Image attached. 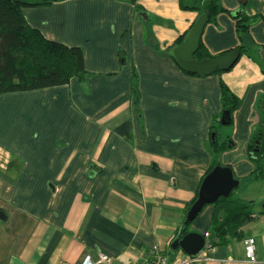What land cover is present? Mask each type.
<instances>
[{
  "label": "crops",
  "instance_id": "1",
  "mask_svg": "<svg viewBox=\"0 0 264 264\" xmlns=\"http://www.w3.org/2000/svg\"><path fill=\"white\" fill-rule=\"evenodd\" d=\"M137 2L147 21L130 0L21 9L43 38L79 47L86 73L0 94V264H81L99 253L110 264H136L152 246L172 255L170 243L213 163L238 180L232 198L264 204V193L252 194L264 189V177L250 178L246 151L264 98V0H220L223 11L205 24L202 48L210 57L247 48L228 70L206 76L182 70L169 54L198 14L178 0ZM238 10L258 17L242 42L231 15ZM220 81L239 105L216 128V143L231 145L214 155L209 131L222 112ZM213 210L205 205L186 233H208L210 241ZM252 214L237 235L202 247L196 264H264V208ZM247 237L254 262L244 254Z\"/></svg>",
  "mask_w": 264,
  "mask_h": 264
},
{
  "label": "trees",
  "instance_id": "2",
  "mask_svg": "<svg viewBox=\"0 0 264 264\" xmlns=\"http://www.w3.org/2000/svg\"><path fill=\"white\" fill-rule=\"evenodd\" d=\"M130 1L134 11L144 21H147L148 14L137 0ZM49 3L50 0H0V94L62 85L72 77L81 80L86 73L83 67L82 51L79 47H67L43 38L37 30L26 23L22 16L21 9L23 7ZM178 6L181 10L194 11L197 14L204 12L207 23H214L216 15L223 11L220 0H178ZM231 15L235 20V29L240 41L248 39V28L258 17L246 16L240 10L232 12ZM183 36L177 38L176 44L181 42ZM246 48V44L242 43L238 46V51L243 53ZM193 57L195 59L210 57L202 48L200 41ZM131 87L136 103L138 94L134 75H132ZM220 101L222 105L221 114L228 112L230 118L232 111L239 105V98L222 81H220ZM256 107L260 114V121L251 132L246 145L247 157L253 164L251 179L264 177V98L257 102ZM221 114L214 118L210 125L209 142L214 155L231 145L229 141L225 145L216 143V128L220 123ZM216 165L213 163L206 174ZM197 193L198 190L188 208L195 201ZM251 203L250 201L232 198V193L225 198L219 197L214 202L210 222L213 233V237L210 239L212 245L225 241L226 236L230 234L237 235V230L244 223L255 218L250 210ZM187 225L182 226L181 223L172 241L186 234Z\"/></svg>",
  "mask_w": 264,
  "mask_h": 264
},
{
  "label": "water",
  "instance_id": "3",
  "mask_svg": "<svg viewBox=\"0 0 264 264\" xmlns=\"http://www.w3.org/2000/svg\"><path fill=\"white\" fill-rule=\"evenodd\" d=\"M207 17L204 12L199 13L181 42L170 49V55L176 64L184 71L197 76H206L218 71L228 70L238 59L239 51L231 50L215 57L195 59L193 54L199 46L200 37ZM230 123L228 112H223L220 117V124ZM238 186V180L233 178L230 168L216 165L203 178L195 201L188 208L182 226L191 222L201 209L207 204H213L219 197H227ZM0 217L2 212L0 211ZM204 244V237L195 232L186 233L174 239L170 248L173 252L180 249L186 255L197 254Z\"/></svg>",
  "mask_w": 264,
  "mask_h": 264
},
{
  "label": "built area",
  "instance_id": "4",
  "mask_svg": "<svg viewBox=\"0 0 264 264\" xmlns=\"http://www.w3.org/2000/svg\"><path fill=\"white\" fill-rule=\"evenodd\" d=\"M208 235V233L204 234V238L206 239L203 245L204 250H212L214 248L211 242L207 239ZM242 245L246 259L250 262H254L255 255L253 238L247 237L242 239ZM197 254L185 255L181 251H176L172 255H166L156 246H152L146 251V257L136 264H196L198 260ZM111 261L112 259L109 256L102 253H99L96 259H93L89 254H85L81 264H110Z\"/></svg>",
  "mask_w": 264,
  "mask_h": 264
},
{
  "label": "rangeland",
  "instance_id": "5",
  "mask_svg": "<svg viewBox=\"0 0 264 264\" xmlns=\"http://www.w3.org/2000/svg\"><path fill=\"white\" fill-rule=\"evenodd\" d=\"M257 193H264L263 186H259L257 189L252 191V194L256 195ZM263 205L264 204H262V206H261V203L259 202V200H256L254 207L253 208L251 207L250 210L252 211L255 209H263L264 208Z\"/></svg>",
  "mask_w": 264,
  "mask_h": 264
}]
</instances>
